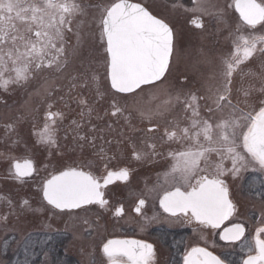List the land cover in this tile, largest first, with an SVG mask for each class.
<instances>
[{"label": "rangeland", "instance_id": "rangeland-1", "mask_svg": "<svg viewBox=\"0 0 264 264\" xmlns=\"http://www.w3.org/2000/svg\"><path fill=\"white\" fill-rule=\"evenodd\" d=\"M130 1L144 5L173 29L170 68L158 87L145 86L139 95H120L111 89L110 81L105 78L106 51L98 25L102 6L112 0H77L82 13L72 19V30L65 34L67 68L61 73L38 72L28 84L10 85L7 91L0 88V264H24L26 259L30 264H104L99 251L109 237L126 232L146 237L156 227L178 223L164 215L159 198L163 189H173L164 177L172 163L168 153L182 147L163 138L164 129L171 127L168 122L174 117L182 125L188 124L186 119H181L183 106L178 105L151 120L141 116L137 108L154 107L168 94L207 95V87L215 83L209 77L216 73L219 78V58L229 49V31H234L239 23L238 14L227 7L231 0H214L224 9L222 21L187 11L195 6L194 0ZM197 17L202 19L203 28L192 24ZM241 34L247 36L252 32L243 29ZM45 80L56 87L51 95L43 94L41 85ZM85 80L86 87L82 86ZM249 81L243 76L239 86L243 82L248 87ZM254 85L256 89L261 86L259 80ZM150 94L158 97L151 105L146 103ZM258 95L253 93L254 97ZM238 97L244 99L242 93ZM82 100L87 103H81ZM113 102L123 111L112 115ZM204 103L201 101L202 106ZM48 105L52 106V112L62 114L54 125L55 146L41 143L38 135L44 128ZM73 106L81 110H70ZM201 114L207 115L203 107ZM153 125L158 128L145 130ZM151 144L156 146L155 153L149 147ZM133 146L146 153L144 158L135 159ZM211 158L218 161L215 154ZM24 159H31L36 171L18 179L12 165ZM67 166L82 167L98 177L106 175L105 166L107 170L128 168L129 179L117 185L120 200L117 199L116 205L123 206L125 216L111 219L110 208L57 212L48 207L43 199V184ZM225 167H231V162L225 161ZM223 179L237 207L231 223L245 224L251 234L264 226V187L260 186V174L249 171L242 172L239 178L228 174ZM247 179L254 184L248 182L250 186H244ZM140 198L147 201L148 210L138 218L133 207ZM85 219L88 223H84ZM209 235L194 232L188 238L187 248L200 242L216 250V241ZM62 239L66 242L61 248L51 243ZM57 249L63 252L61 259L55 254Z\"/></svg>", "mask_w": 264, "mask_h": 264}, {"label": "snow or ice", "instance_id": "snow-or-ice-1", "mask_svg": "<svg viewBox=\"0 0 264 264\" xmlns=\"http://www.w3.org/2000/svg\"><path fill=\"white\" fill-rule=\"evenodd\" d=\"M194 5L187 11L223 20L224 9L214 0H194ZM227 7L238 13L239 23L234 31H229V49L219 58V78L216 73L209 77L215 83L209 84L207 95L168 94L154 107L137 108L141 116L151 120L178 105L183 106L181 119H186L188 124L182 125L174 117L168 122L171 127H166L163 133L167 141L182 147L168 153L172 163L164 177L166 183H172L173 190L163 189L159 205L173 217L183 216L212 229H219L237 210L224 176L231 174L239 178L242 172L259 173L260 186L264 187V65L258 72L245 73L242 67L258 51L264 56V34H255L264 33V0H231ZM81 13L77 0H0V88L7 91L10 85H26L38 72H63L69 63L65 34L72 30V19ZM192 23L198 28L204 26L199 17ZM98 26L106 51L105 78L110 81L111 89L116 93L139 95L144 86L158 87L165 81L173 55V30L169 24L140 3L112 0L102 6ZM243 29L253 32L246 36L241 34ZM237 73L254 76L261 86L256 89L249 83L244 87L242 82L237 93H242L244 99L237 96L234 103L233 78ZM82 86H87V80ZM41 88L45 95L56 90L47 80ZM254 92L259 95L254 97ZM153 99L158 97L150 94L146 103L151 105ZM201 101H205L203 106ZM51 107L48 105L44 128L38 135L41 143L55 146L54 125L62 114L52 112ZM202 107L207 115L201 114ZM113 108L112 115L123 111L115 102ZM157 128L158 125H153L148 131ZM149 147L155 153V144ZM133 152L137 160L146 155L135 146ZM213 154L218 161L212 160ZM225 161H230L231 167L226 168ZM105 167L106 175L98 177L82 167L67 166L44 182V199L61 211H87L86 206L94 204L105 207L108 201L103 189L115 181L126 182L130 175L126 167L118 170ZM12 169L18 179L36 171L31 159L16 160ZM183 185L187 186L185 190ZM145 205L146 200L140 198L135 211L140 214ZM123 212L121 206L115 215ZM3 219L6 221L7 217ZM84 223L88 221L85 219ZM244 234V225L233 223L223 229L220 238L235 242ZM102 252L108 264H155L154 246L142 240L109 239L103 244ZM248 252L243 264H264V226L256 229ZM24 264L30 262L26 259ZM183 264H226V261L206 247L193 246L185 252Z\"/></svg>", "mask_w": 264, "mask_h": 264}, {"label": "flooded vegetation", "instance_id": "flooded-vegetation-1", "mask_svg": "<svg viewBox=\"0 0 264 264\" xmlns=\"http://www.w3.org/2000/svg\"><path fill=\"white\" fill-rule=\"evenodd\" d=\"M245 31L247 33L253 32V30L251 29H245ZM262 65H264V56H262L258 51L253 57V59L248 61L246 65L242 67L245 73L258 72ZM243 76L251 80L249 81V83H252V84H255V81L258 80L252 75H243L242 73H237L236 75H234L233 97L239 96V93H237V88L239 87L240 79ZM246 85L248 84L246 83ZM73 109L81 110V108H77L75 106L70 108V110H73ZM145 130H148V129H145ZM145 133H147V131H145ZM120 183H123V182L115 181L112 184H109L105 189H103L104 198L108 201V204L103 208H110V213H111L110 218L111 219L122 218L126 214L125 209L123 208L124 209L123 215H120V216L115 215L116 209L121 207V206L116 205L117 199H119L117 185H120ZM244 186H247V184H244ZM112 188L113 190H111ZM245 189L248 190V188H245ZM182 190H185V188H182ZM230 196H232L231 190H230ZM137 204L138 202L133 207V213L139 218L148 210V207H147L148 204L146 201V205L142 208L140 214H138L135 211V207L137 206ZM97 207H100V206L92 205L88 207L87 209L94 210ZM160 209L166 217L172 220H178V223H176L174 226L162 225V226L156 227L146 237H139L137 236L136 232H134V234H127L126 232L125 234L114 235L112 237H109L107 240L109 239L142 240L154 246L155 252H156L155 264H183L184 254L186 251L190 250L191 248V247L187 248L188 238L192 236L194 232H199V233L207 232V233H210L209 238L214 239L216 241L215 242L216 250L213 249L214 247L213 248L207 247L204 244H201L200 242H198L197 244L193 246H200V247L208 248L209 251L213 252L215 255H218L222 259H224L226 261V264H243V261L247 259L249 255L248 244L249 242L253 241L256 231H254L251 234L249 232L248 227L245 224L242 223L245 227V234L241 238V240L226 243L220 238L222 235V229L216 230V229H212L209 227L201 226L194 221L190 222L187 218L183 216L173 217L170 214L165 213L161 207ZM231 221L228 224H226L224 228L230 227L233 224L231 223ZM234 223H241V222H234ZM213 234H216V236H214ZM249 234H251V236H249ZM216 237L218 240L216 239ZM99 252H100L99 255L104 260V264H108L107 258L104 256L102 252V247ZM252 254L255 255V252H253Z\"/></svg>", "mask_w": 264, "mask_h": 264}, {"label": "trees", "instance_id": "trees-1", "mask_svg": "<svg viewBox=\"0 0 264 264\" xmlns=\"http://www.w3.org/2000/svg\"><path fill=\"white\" fill-rule=\"evenodd\" d=\"M263 191H264V189H263ZM65 242L66 241L64 239L51 241V243H53L54 246H56V247L58 246L59 248L63 247L65 245ZM49 245H52V244L49 243ZM55 254H59L60 259L63 257V252L60 249H57Z\"/></svg>", "mask_w": 264, "mask_h": 264}, {"label": "water", "instance_id": "water-1", "mask_svg": "<svg viewBox=\"0 0 264 264\" xmlns=\"http://www.w3.org/2000/svg\"><path fill=\"white\" fill-rule=\"evenodd\" d=\"M131 2V1H130ZM132 3H135V2H132ZM147 9V8H146ZM173 48H174V36H173ZM171 59H172V57H171ZM171 59H170V63H171ZM169 66H170V64H169ZM167 74V73H166ZM145 87V86H144ZM115 91V90H114ZM138 91V90H137ZM120 94H122V93H120ZM123 95H130V94H123ZM45 200V199H44ZM46 201V200H45ZM46 203H47V201H46ZM48 204V203H47ZM49 205V204H48ZM49 206H51V205H49ZM89 206V205H88ZM51 207H53V206H51ZM87 207V206H86ZM54 208V207H53ZM55 209V208H54ZM56 210H58V209H56ZM58 211H61V210H58ZM65 211H67V210H65ZM73 211H76V210H73ZM61 212H63V211H61ZM233 217V216H232ZM231 217V218H232ZM230 218V219H231ZM229 219V220H230ZM229 220H227V221H225L222 225H221V227L220 228H222ZM219 228V229H220ZM225 241V240H224ZM226 242H232V241H226Z\"/></svg>", "mask_w": 264, "mask_h": 264}]
</instances>
